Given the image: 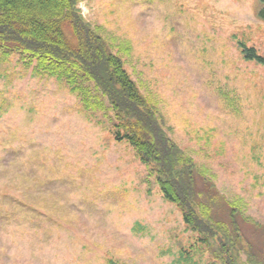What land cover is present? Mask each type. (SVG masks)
Wrapping results in <instances>:
<instances>
[{
  "label": "rangeland",
  "instance_id": "rangeland-1",
  "mask_svg": "<svg viewBox=\"0 0 264 264\" xmlns=\"http://www.w3.org/2000/svg\"><path fill=\"white\" fill-rule=\"evenodd\" d=\"M263 0H83L84 19L197 164V192L264 264ZM130 46L129 54L124 50ZM0 62V264H223L168 202L114 113L68 84ZM233 230V229H232Z\"/></svg>",
  "mask_w": 264,
  "mask_h": 264
},
{
  "label": "trees",
  "instance_id": "trees-1",
  "mask_svg": "<svg viewBox=\"0 0 264 264\" xmlns=\"http://www.w3.org/2000/svg\"><path fill=\"white\" fill-rule=\"evenodd\" d=\"M82 1L0 0V62L20 54L34 74L68 84L85 113L111 110L116 140L135 149L164 198L181 210L187 227L202 241L218 246L223 264H242L236 209L232 207V228L214 218L212 205L197 192V164L169 136L163 118L126 70L123 57L113 53L98 29L84 19ZM258 15L264 20V6ZM241 49L247 61L264 66V57L255 48L241 44ZM124 50L129 54L130 46Z\"/></svg>",
  "mask_w": 264,
  "mask_h": 264
}]
</instances>
